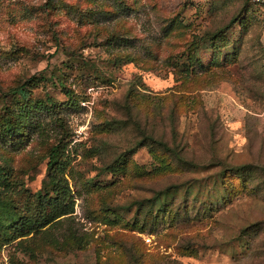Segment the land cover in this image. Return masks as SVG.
<instances>
[{
  "label": "rangeland",
  "instance_id": "obj_1",
  "mask_svg": "<svg viewBox=\"0 0 264 264\" xmlns=\"http://www.w3.org/2000/svg\"><path fill=\"white\" fill-rule=\"evenodd\" d=\"M61 137L73 219L16 238ZM0 176V264H264V8L0 0Z\"/></svg>",
  "mask_w": 264,
  "mask_h": 264
},
{
  "label": "trees",
  "instance_id": "obj_2",
  "mask_svg": "<svg viewBox=\"0 0 264 264\" xmlns=\"http://www.w3.org/2000/svg\"><path fill=\"white\" fill-rule=\"evenodd\" d=\"M254 4H257L253 0ZM258 5V4H257ZM121 39V40H119ZM112 44H119L120 41L127 42L122 37L115 36L112 39ZM30 108V106H29ZM22 108L21 113L17 116L23 119V122L31 127L32 132L40 133L44 130L40 123L33 122L31 109H37L42 112H54V105H47L41 101L36 102L30 109ZM10 131V126H8ZM17 133L18 130H11ZM153 143H158L165 150L170 151L171 148L164 142L156 141L150 138ZM70 141H65L63 137L59 139L56 145L52 146L49 151L47 169H46V186L47 191L37 194L36 199V215L33 217H19L14 222L13 235L18 237L26 236L32 232L38 231L44 227L55 228L61 226L65 222H71L73 219L75 197L71 189L68 179L69 173V151L67 149ZM139 145H142L139 143ZM139 147V146H138ZM241 172V170H237ZM0 184L5 187L9 186L4 177L0 176Z\"/></svg>",
  "mask_w": 264,
  "mask_h": 264
},
{
  "label": "built area",
  "instance_id": "obj_3",
  "mask_svg": "<svg viewBox=\"0 0 264 264\" xmlns=\"http://www.w3.org/2000/svg\"><path fill=\"white\" fill-rule=\"evenodd\" d=\"M259 6L264 8V0H254Z\"/></svg>",
  "mask_w": 264,
  "mask_h": 264
}]
</instances>
